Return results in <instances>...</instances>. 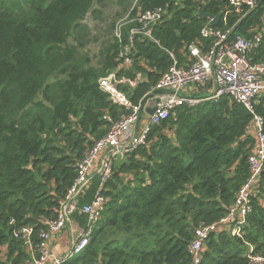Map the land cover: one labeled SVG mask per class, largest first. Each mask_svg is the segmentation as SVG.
I'll use <instances>...</instances> for the list:
<instances>
[{
  "label": "trees",
  "instance_id": "trees-1",
  "mask_svg": "<svg viewBox=\"0 0 264 264\" xmlns=\"http://www.w3.org/2000/svg\"><path fill=\"white\" fill-rule=\"evenodd\" d=\"M104 1L0 0V264L30 259L29 245L14 235L25 226L33 227L38 251L44 220L57 216L77 161L107 133L106 116L129 112L100 88L101 77L142 73L147 80L137 86L119 85L140 104L172 64L170 52L186 64L189 44L211 46L201 34L209 23L199 16L201 2L220 17L216 29L250 37L264 25V0L244 15L229 11L228 0H139L130 17L157 8L165 16L153 27L156 41L133 38L126 67L120 52L134 23L123 26L120 39L114 28L133 0H112L122 12L95 35L85 19L100 18L95 5ZM90 43L98 45L93 57L85 51ZM249 57L264 63V35ZM254 109L264 119V92ZM253 124L251 111L223 95L177 107L151 126L145 142L115 163L104 190L109 201L88 245L64 264L190 263L197 226L225 216L248 179ZM99 182L95 175L80 205L91 202ZM74 218L86 224L84 215ZM243 232L242 238L226 227L211 232L201 264H264L248 256L249 244L253 254L264 255V173Z\"/></svg>",
  "mask_w": 264,
  "mask_h": 264
},
{
  "label": "built area",
  "instance_id": "built-area-1",
  "mask_svg": "<svg viewBox=\"0 0 264 264\" xmlns=\"http://www.w3.org/2000/svg\"><path fill=\"white\" fill-rule=\"evenodd\" d=\"M139 0H133L131 10L124 21L115 23L114 35L122 37V28L127 23H134L130 29L129 43L120 52L123 63L128 67L132 58L131 44L137 35L155 40L153 27L163 20L165 13L162 8L148 9L130 17L131 11ZM231 10L244 15L250 9L258 6L259 0H228ZM227 11V13L229 12ZM226 13V14H227ZM201 34L212 39L209 49L204 50L195 43L188 45L189 63L180 64L178 57L170 52L172 64L162 74L158 83L152 87L149 97L140 114V104L136 105L121 90L119 85L136 86L141 75L135 78L118 77L116 73L99 79L100 88L117 105L129 112H124L118 118L106 116L110 123L107 133L94 141L92 147L77 161L75 168L77 175L73 184L67 189L57 209V216L45 219L44 225L38 233L40 239L35 253L31 244L33 227L25 226L14 232L15 237L25 240L32 254L30 264H64L69 258L82 253L88 245L95 224L101 218L109 197L104 195L106 181L110 178L115 163L132 153L143 144L151 126L166 120L175 114L177 107L183 105L196 106L208 100H217L228 95L237 103L243 104L254 114L253 134L256 145L248 157L249 176L236 196L235 202L228 213L219 220L211 223H200L194 238L188 247L191 261L188 264H201L203 247L211 232L226 227L230 235L243 237V228L247 224V215L252 210L253 197L258 193V183L264 173V119L255 113V98L264 92V63H253L249 54L261 42L264 35V25L252 36L246 37L233 34L232 29L222 31L205 26ZM156 41V40H155ZM214 83V89L208 94L197 95L195 88L199 84ZM154 102V103H153ZM154 107L153 113H147L146 107ZM145 112L146 117L143 115ZM139 122L138 127L137 123ZM95 175L99 176L98 188L88 204L80 205L82 193L89 187ZM76 213L86 217V224L82 226L75 221ZM67 226L74 231L71 249L66 255L55 253L50 247V240ZM254 247L249 244V258L253 263H263L264 255L253 254Z\"/></svg>",
  "mask_w": 264,
  "mask_h": 264
},
{
  "label": "crops",
  "instance_id": "crops-1",
  "mask_svg": "<svg viewBox=\"0 0 264 264\" xmlns=\"http://www.w3.org/2000/svg\"><path fill=\"white\" fill-rule=\"evenodd\" d=\"M209 21H210V18H209ZM206 26H208V24L206 25ZM212 28H214V27H212ZM189 57H190V55H189V53H187V57H186V59H184L187 63H189ZM179 59V58H178ZM179 61H180V59H179ZM186 63V64H187ZM180 64H181V62H180ZM183 65H185V64H183ZM141 75L140 77H141V79H140V81H138L137 82V84H136V86L139 84V83H141V82H143V81H146L147 80V78H146V76H144L142 73H137V75ZM136 75V76H137ZM135 76V77H136ZM134 77V78H135ZM127 85V84H126ZM129 86V85H128ZM131 87H135V86H131ZM214 87V83L213 82H208V83H206V84H199V85H197L196 86V88H195V93H197V95H205V94H208L212 89H214L213 88ZM122 90V89H121ZM125 92V91H124ZM150 94V93H149ZM148 99V98H147ZM146 99V100H147ZM145 102H147V101H145ZM150 107H152V106H150ZM147 108H149V107H146L145 108V111H147L146 109ZM147 113H149L148 111H147ZM143 115L146 117V115L147 114H145V112L143 113ZM75 217V216H74ZM75 219V221H76V218H74ZM78 221V220H77ZM73 235H75L74 234V231L71 229V227H69V226H67L66 228H64L63 229V231L62 232H60L59 234H57V235H54L52 238H51V240H50V247H51V249L53 250V251H55V253H58L59 255H66L67 253H69V251H70V249H71V240H72V238H73ZM33 259H32V254H31V256H30V259L29 260H27V262L25 263V264H30V262L32 261Z\"/></svg>",
  "mask_w": 264,
  "mask_h": 264
},
{
  "label": "rangeland",
  "instance_id": "rangeland-1",
  "mask_svg": "<svg viewBox=\"0 0 264 264\" xmlns=\"http://www.w3.org/2000/svg\"><path fill=\"white\" fill-rule=\"evenodd\" d=\"M95 7L102 10V15L100 18H94L92 14L87 15L85 19V23L89 25V27L92 30L93 34H99L102 30V27L106 24L112 22L115 18V15L118 11H121V6L116 3H113L112 0H105L103 3H97ZM131 10V9H130ZM128 12H125L121 16H119L115 21V23H119L121 21L125 20V17L127 16ZM105 20V21H104ZM98 45L95 43H90L86 48L85 51L89 52V54L93 57V55L97 52Z\"/></svg>",
  "mask_w": 264,
  "mask_h": 264
},
{
  "label": "water",
  "instance_id": "water-1",
  "mask_svg": "<svg viewBox=\"0 0 264 264\" xmlns=\"http://www.w3.org/2000/svg\"><path fill=\"white\" fill-rule=\"evenodd\" d=\"M199 2H201V0H198ZM199 16L204 18V17H208L210 18V21L208 23V27L209 28H212L214 27L215 25L218 24L219 20H220V17L217 16V15H214V14H210L209 12L206 11V7H205V4L203 2H201V10L199 12ZM153 96V93L152 94H149L141 103H140V114L143 112V108H144V104H145V101L147 98L149 97H152ZM154 103V102H153ZM149 113H153L154 112V107H149L146 109ZM139 125V122L137 123V126L136 128L138 127Z\"/></svg>",
  "mask_w": 264,
  "mask_h": 264
}]
</instances>
